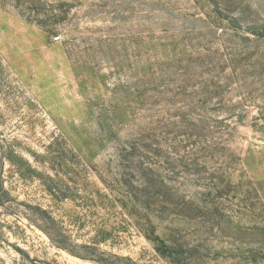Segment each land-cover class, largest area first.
Segmentation results:
<instances>
[{"label": "rangeland", "instance_id": "rangeland-1", "mask_svg": "<svg viewBox=\"0 0 264 264\" xmlns=\"http://www.w3.org/2000/svg\"><path fill=\"white\" fill-rule=\"evenodd\" d=\"M0 183V264H264V0H0Z\"/></svg>", "mask_w": 264, "mask_h": 264}, {"label": "trees", "instance_id": "trees-1", "mask_svg": "<svg viewBox=\"0 0 264 264\" xmlns=\"http://www.w3.org/2000/svg\"><path fill=\"white\" fill-rule=\"evenodd\" d=\"M0 186H1V183H0ZM5 195H7V192H5V190H3V191H0V206H2V200H1V197L3 196V197H5ZM40 211L44 214V215H46L47 216V213L44 211V210H41L40 209ZM46 220H49V217L47 218H45L44 217V219H42V221L45 223V224H47L46 223ZM53 221V220H52ZM174 246H176V245H174ZM131 264H133V263H131Z\"/></svg>", "mask_w": 264, "mask_h": 264}]
</instances>
